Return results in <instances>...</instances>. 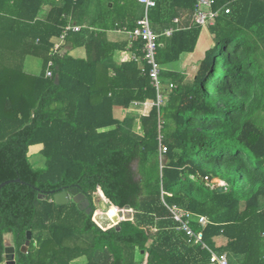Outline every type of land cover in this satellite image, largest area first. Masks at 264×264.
<instances>
[{"label": "trees", "instance_id": "trees-1", "mask_svg": "<svg viewBox=\"0 0 264 264\" xmlns=\"http://www.w3.org/2000/svg\"><path fill=\"white\" fill-rule=\"evenodd\" d=\"M91 1L0 0V183L20 179L0 189V264L7 235L16 264H73L81 257L82 264H216L208 249L176 229L172 205L207 217L205 226L195 219L192 227L210 250L226 252L229 264H264V0H215L218 15L206 26L213 45L192 76L172 65L197 45L203 27L192 19L197 0H155L148 16L159 34V105L143 41L129 39L141 72L133 60L115 62L128 41L107 33L135 28L143 5L97 0L87 20ZM183 14L181 28L163 34ZM70 17L84 27L68 32L52 54ZM77 48L85 57L70 54ZM27 56L42 58L39 74L25 70ZM146 100L153 101L147 115L114 114ZM35 144L43 145V167L29 161ZM205 177L224 181L226 190ZM62 189L83 193L92 210L100 190L116 214L129 208L132 218L102 228L75 201L38 199ZM27 231L30 245L22 253Z\"/></svg>", "mask_w": 264, "mask_h": 264}, {"label": "built area", "instance_id": "built-area-1", "mask_svg": "<svg viewBox=\"0 0 264 264\" xmlns=\"http://www.w3.org/2000/svg\"><path fill=\"white\" fill-rule=\"evenodd\" d=\"M145 9L144 14L138 19L137 26L133 29H126L124 28V31L128 34L130 40H136L141 39L143 41L142 45V52H143V61L148 65V76L151 80V84L153 87L157 89V105H159L163 101V95H162V88L163 84L161 82L160 78V72L161 67L156 61V55H157V48H158V38L159 34L155 33L151 27L150 19L148 16V10L156 5L155 0H138ZM215 3V0H197L193 12H192V19L195 24L199 26H207L209 24H212L216 16L218 15V10H213V5ZM222 9V8H221ZM230 10L229 7L224 8V12L228 13ZM187 17V14H183L181 17H175L173 19V22L175 24H178L180 21L185 19ZM82 28L81 25H78L76 23H73L71 21L68 22V24L63 29L62 34L59 36L57 41L55 42L51 53L55 54L59 52L61 44L65 38V36L68 34V32H77ZM181 27H170L164 30L163 34L165 35H171L175 30L179 29ZM54 63L53 60H49L46 68V76L51 77L53 75V71L51 67H53ZM172 87V84L169 85ZM159 129L162 127V122L159 121L158 124ZM162 136L159 135L158 139L160 142V155L162 153H165L167 148L165 145L161 143ZM204 180L206 181L207 185H210L212 188L217 186V184L214 182L215 179H209L208 177H205ZM225 185V184H224ZM99 194L102 195L100 190H98ZM105 200H107L105 198ZM170 213L172 214L174 220L177 222L176 229L178 231H182L185 233V235L189 239H194L195 243H199L202 245L203 248H206L210 251L212 255V260L215 261L216 264H229L227 253H216L215 251L210 250L200 239V236L196 234L192 227V221L197 220L199 224L202 226H205L206 223H208V219L206 216L203 215H196L194 213H191L189 211L183 210L180 207H177L176 205L167 206Z\"/></svg>", "mask_w": 264, "mask_h": 264}, {"label": "rangeland", "instance_id": "rangeland-1", "mask_svg": "<svg viewBox=\"0 0 264 264\" xmlns=\"http://www.w3.org/2000/svg\"><path fill=\"white\" fill-rule=\"evenodd\" d=\"M46 10V8L44 9ZM45 12V11H44ZM208 29L206 26L202 27V31L201 34L205 33ZM213 45L212 40H206L202 46H198V48L195 49V53H193L191 56H184L177 64L176 69H181L182 71H186L188 73L189 76H192L193 73L195 72L197 66H198V62L200 59H202L204 57V52L207 48L211 47ZM24 68L26 71L33 73V74H39L43 68H44V63L41 57L38 56H27V62L24 65ZM151 105H153V103L150 101L147 105L146 108H150ZM145 107H143V109L141 110L142 112L145 111L146 109ZM138 113V111H136V114ZM140 115V114H138ZM264 115V114H263ZM136 131H140V129L142 128L141 122L140 120H136L135 126H134ZM37 146L34 147H29V161L32 163V165L34 167H39V166H43L44 165V161H45V157L43 156V154L39 151H37ZM228 174L229 176H234V172L233 170L229 169L228 170ZM215 179V178H214ZM214 182L217 185H224L225 182L220 181L219 179H215ZM103 199L102 195L99 194V192H96L93 195V205H94V210L91 211H87L89 213H92V211L94 212L93 215V220L102 228H108L111 227L113 225H116L119 220L121 219L122 215L121 213H119V218L116 214V212L108 206V209L106 211H104L102 209L101 206H99V203L101 200ZM106 204L108 203L107 200H105ZM81 201H79V206H81L80 204ZM109 205V204H108ZM118 218V222L116 221V219ZM117 223H116V222ZM115 222V223H114ZM10 237V236H9ZM7 236H5V240H7ZM5 240H4V244H5ZM7 244L12 245L11 240L9 239ZM84 262V258H78L75 260V262H73V264H82ZM3 264V262L1 263Z\"/></svg>", "mask_w": 264, "mask_h": 264}, {"label": "crops", "instance_id": "crops-1", "mask_svg": "<svg viewBox=\"0 0 264 264\" xmlns=\"http://www.w3.org/2000/svg\"><path fill=\"white\" fill-rule=\"evenodd\" d=\"M63 4V2H61V1H58V3H57V5H62ZM97 5H99L98 4V1L97 0H92L90 3H89V5L87 6V8H86V18H87V20H90V19H92L95 15H96V13H97ZM48 6V5H47ZM46 7V6H45ZM144 12H145V9H144V6H143V14H144ZM70 21L71 22H73V23H76V24H78V25H81L82 26V28L84 27L82 24H79V23H77V22H75V21H73V19H72V17H70ZM174 23V22H173ZM175 24V23H174ZM176 26L175 27H179V26H177V24H175ZM170 28V27H169ZM167 29V28H166ZM207 31L205 32V33H203V34H201L200 33V35H199V39H198V42H197V45H196V47H195V49L196 48H198V46H202L203 45V43L206 41V40H212V36H211V34L209 33V31H208V29H206ZM154 31V30H153ZM202 31V30H201ZM108 33V35H109V37L111 38V39H113V40H116V41H118V40H127L128 41V45H127V47L125 48V49H122V50H116L115 51V53H114V60H115V62H117V63H121V62H127V61H130V60H133V61H135V62H137V63H139V67L141 68V72H143V63H142V61H140L137 57L138 56H136L132 51H130V46H131V43H130V41H129V37H128V34L124 31V28L123 29H114V30H110V31H108L107 32ZM61 52H65V49H62V51ZM196 51L194 50V52H192V53H183V54H181V56H180V60L184 57V56H191L193 53H195ZM70 54L71 55H73V56H75V57H80V58H83V57H85V50H84V48H77V49H74V50H72L71 52H70ZM179 60V61H180ZM26 62H27V58H26V60H25V64H26ZM24 64V65H25ZM177 64L178 63H176L175 65H172V67L173 68H176V66H177ZM179 71H182L181 69H179ZM184 71V70H183ZM28 72V71H27ZM28 73H30V72H28ZM30 74H33V73H30ZM36 75V74H35ZM152 102L153 103V101L152 100H146L145 102H134L133 104H132V106L129 108V109H123V108H117V109H115V111H114V114H115V116L117 117V118H119V119H122L123 117H125L126 116V114L127 113H133V114H135L136 115V111H138V113H137V115L138 114H140V115H138V116H142V115H147L149 112H150V109H151V107H152V105H151V107L150 108H146V105L149 103V102ZM143 107H145L146 109H145V111H141L142 109H143ZM35 146H37L36 148H37V151H39L40 152V150L43 148V145L42 144H35V145H32V147H34L35 148ZM31 147V146H30ZM44 163H45V161H44ZM44 166V165H43ZM42 165L41 166H39V167H43ZM215 179H217V178H215ZM220 180V179H219ZM220 181H222V180H220ZM222 182H224V181H222ZM225 186V185H224ZM73 196V195H72ZM72 200V199H71ZM70 200V201H71ZM73 201V200H72ZM78 202L80 201V199H78L77 200ZM78 202H76V203H78ZM10 236V235H9ZM10 239V237H8V239L7 240H5V241H8ZM3 264H4V260H3Z\"/></svg>", "mask_w": 264, "mask_h": 264}, {"label": "water", "instance_id": "water-1", "mask_svg": "<svg viewBox=\"0 0 264 264\" xmlns=\"http://www.w3.org/2000/svg\"><path fill=\"white\" fill-rule=\"evenodd\" d=\"M54 82L57 84L59 83V75L56 74L54 77ZM13 181L19 182L20 179H14V180H5L2 183H0V189L5 186L6 184H9ZM218 192H223L226 190V187L224 185H217L214 187ZM48 194H52V198L53 201L57 204V205H65L68 204L70 202V200L72 199L75 202H78L77 200L80 199V208L81 209H85L86 212L87 211H91L92 207L90 206V202L89 200L85 197V195L83 193H78L75 194L73 196H71L67 190L62 189L60 191H49L47 193H39L38 194V199H47ZM107 202H109L107 200ZM79 203V202H78ZM99 206L102 207V209H105L106 206L104 203H99ZM117 207V206H116ZM119 208V207H118ZM123 210H126V216L124 219H131L132 218V211L129 208H120ZM89 213V212H87ZM114 226V225H113ZM31 231H27V235H26V239L25 242L23 243V245H21L20 247V251L22 253H26L29 245H30V240H31ZM7 237H9V235H7ZM8 239V238H7ZM8 241H5V248H4V254H3V258H4V264H16V254H15V247L13 245H9L7 244Z\"/></svg>", "mask_w": 264, "mask_h": 264}, {"label": "bare ground", "instance_id": "bare-ground-1", "mask_svg": "<svg viewBox=\"0 0 264 264\" xmlns=\"http://www.w3.org/2000/svg\"><path fill=\"white\" fill-rule=\"evenodd\" d=\"M101 200V203H104L105 204V206H106V208L105 209H103L104 211H106L107 209H108V204H106L105 202V198H103V199H100ZM98 203H100V202H98ZM110 206H113V205H110ZM114 207V206H113ZM119 213H121V215H122V217H121V219L120 220H123L124 218H125V216H126V210H123V209H121V210H118V212H117V215H118V217H119ZM119 220V221H120ZM118 222V221H117Z\"/></svg>", "mask_w": 264, "mask_h": 264}]
</instances>
